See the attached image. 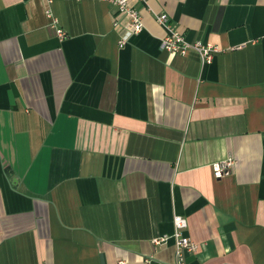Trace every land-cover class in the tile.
I'll use <instances>...</instances> for the list:
<instances>
[{
	"label": "crops",
	"instance_id": "crops-1",
	"mask_svg": "<svg viewBox=\"0 0 264 264\" xmlns=\"http://www.w3.org/2000/svg\"><path fill=\"white\" fill-rule=\"evenodd\" d=\"M135 6L121 45L106 1L0 0V264L172 263L174 214L187 264H264V0Z\"/></svg>",
	"mask_w": 264,
	"mask_h": 264
},
{
	"label": "built area",
	"instance_id": "built-area-1",
	"mask_svg": "<svg viewBox=\"0 0 264 264\" xmlns=\"http://www.w3.org/2000/svg\"><path fill=\"white\" fill-rule=\"evenodd\" d=\"M110 3L114 9L127 17L128 24L125 32L120 37V44L124 45L129 37L139 32L143 28L142 16L140 10L135 6V3L145 5L147 0H103ZM155 20L165 30V35L161 39V47L166 51H173L179 54H185L187 51L192 50L196 52L201 61L210 63L214 54L220 49L211 43H204L200 40L188 42L184 36L171 24L169 17L166 13H158L155 15ZM59 38H64L66 33L61 28L56 30ZM234 164L231 157L215 162L211 165L212 176L220 178L228 173ZM173 232L170 235L164 234L154 239L156 244H163L168 239L174 241L175 261L166 264H187L185 261V252L196 251L198 245L193 241L184 231L187 228L186 217L174 214L172 218ZM146 264H150V260H146Z\"/></svg>",
	"mask_w": 264,
	"mask_h": 264
}]
</instances>
